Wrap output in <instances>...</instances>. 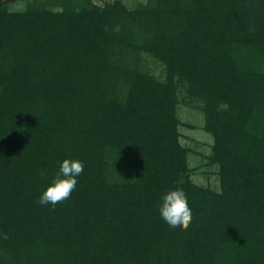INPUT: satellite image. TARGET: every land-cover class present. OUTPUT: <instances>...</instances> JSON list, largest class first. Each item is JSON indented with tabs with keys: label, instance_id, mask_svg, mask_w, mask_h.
<instances>
[{
	"label": "trees",
	"instance_id": "obj_1",
	"mask_svg": "<svg viewBox=\"0 0 264 264\" xmlns=\"http://www.w3.org/2000/svg\"><path fill=\"white\" fill-rule=\"evenodd\" d=\"M8 3L0 264H264V0ZM195 101L218 190L192 182L179 141L177 107ZM66 158L85 162L76 189L41 205ZM176 190L193 210L187 230L160 219Z\"/></svg>",
	"mask_w": 264,
	"mask_h": 264
},
{
	"label": "rangeland",
	"instance_id": "obj_2",
	"mask_svg": "<svg viewBox=\"0 0 264 264\" xmlns=\"http://www.w3.org/2000/svg\"><path fill=\"white\" fill-rule=\"evenodd\" d=\"M30 0H9L8 8L13 12H22L26 8V3ZM112 1V0H111ZM125 5L130 7L133 1L145 4L147 0H122ZM143 67L156 77L164 78L163 65L153 60L146 54H143ZM183 98V95L181 94ZM201 104L197 101L194 103H181L177 107V117L180 120L178 128L180 137L179 141L182 146L189 151L187 162L189 167V176L192 182L202 187H209L218 190V168L216 165L210 164L211 147L213 145L212 137L204 130V115L201 110ZM111 168V179H122V173L118 169L123 170V158L120 156Z\"/></svg>",
	"mask_w": 264,
	"mask_h": 264
},
{
	"label": "clouds",
	"instance_id": "obj_3",
	"mask_svg": "<svg viewBox=\"0 0 264 264\" xmlns=\"http://www.w3.org/2000/svg\"><path fill=\"white\" fill-rule=\"evenodd\" d=\"M84 167L85 162L78 158H66L60 162L59 170L42 191L39 203L55 207L58 202L69 199L77 187L78 178ZM41 175L45 173L42 172ZM158 210L162 223L172 231L187 230L193 219L190 202L182 190L170 192L162 197Z\"/></svg>",
	"mask_w": 264,
	"mask_h": 264
},
{
	"label": "built area",
	"instance_id": "obj_4",
	"mask_svg": "<svg viewBox=\"0 0 264 264\" xmlns=\"http://www.w3.org/2000/svg\"><path fill=\"white\" fill-rule=\"evenodd\" d=\"M105 1H109V0H105ZM111 1V0H110Z\"/></svg>",
	"mask_w": 264,
	"mask_h": 264
}]
</instances>
